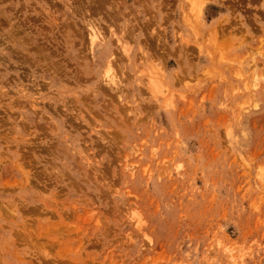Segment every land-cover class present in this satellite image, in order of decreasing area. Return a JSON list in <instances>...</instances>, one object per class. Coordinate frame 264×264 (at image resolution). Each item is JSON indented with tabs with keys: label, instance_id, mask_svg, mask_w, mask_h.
<instances>
[{
	"label": "rangeland",
	"instance_id": "rangeland-1",
	"mask_svg": "<svg viewBox=\"0 0 264 264\" xmlns=\"http://www.w3.org/2000/svg\"><path fill=\"white\" fill-rule=\"evenodd\" d=\"M200 1L0 0V264H264V0Z\"/></svg>",
	"mask_w": 264,
	"mask_h": 264
},
{
	"label": "bare ground",
	"instance_id": "bare-ground-1",
	"mask_svg": "<svg viewBox=\"0 0 264 264\" xmlns=\"http://www.w3.org/2000/svg\"><path fill=\"white\" fill-rule=\"evenodd\" d=\"M198 1V0H197ZM200 1V0H199ZM143 2V1H142ZM201 2V1H200ZM231 2V1H230ZM199 3V2H198ZM202 3H204V2H202ZM202 3H201V5H202ZM199 5V4H198ZM199 8V7H198ZM101 10V9H100ZM200 11V10H199ZM106 12V11H105ZM93 30H92V32H90V36H91V38H89L90 40L88 41V42H90V46H93L94 44H95V42L97 41V40H99V38H100V36L99 35H101L99 32H97L94 28H92ZM106 29V28H105ZM106 31V30H105ZM103 36V35H102ZM86 38V37H85ZM101 40V39H100ZM89 45V44H88ZM114 53V52H113ZM113 56V58H115L114 57V54H112ZM112 57H111V59H112ZM117 57V56H116ZM109 59V61L107 62V64H108V66H107V73H110V74H112V76L114 75L111 71H113L112 69H113V66H115V64H113L112 65V62L110 63V61H112V60H114V59ZM116 59L117 58H115V61H116ZM115 61H113L114 63H115ZM117 62H118V59H117ZM116 65H118L119 66V64L117 63ZM116 67V66H115ZM117 70H119V69H117ZM106 71H105V74H106ZM58 74V73H57ZM115 76V75H114ZM111 77L110 75H107V77H108V79H107V82L111 85H115V86H119V84H118V80L117 81H115V77ZM105 77H106V75H105ZM116 79H117V77H116ZM117 89V88H116ZM109 91V90H108ZM118 95V94H117ZM128 101V100H127ZM127 115V114H126Z\"/></svg>",
	"mask_w": 264,
	"mask_h": 264
}]
</instances>
